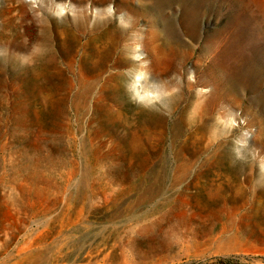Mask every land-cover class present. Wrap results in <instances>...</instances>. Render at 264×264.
Wrapping results in <instances>:
<instances>
[{"label": "rangeland", "instance_id": "obj_1", "mask_svg": "<svg viewBox=\"0 0 264 264\" xmlns=\"http://www.w3.org/2000/svg\"><path fill=\"white\" fill-rule=\"evenodd\" d=\"M228 257L264 264V0H0V264Z\"/></svg>", "mask_w": 264, "mask_h": 264}, {"label": "clouds", "instance_id": "obj_2", "mask_svg": "<svg viewBox=\"0 0 264 264\" xmlns=\"http://www.w3.org/2000/svg\"><path fill=\"white\" fill-rule=\"evenodd\" d=\"M121 17H123V16H121ZM120 17V18H121ZM144 53H143V51L141 50V56L144 58ZM145 63L147 64V63H149L146 59H145ZM132 100L134 101V102H137V103H140V101L134 96V95H132ZM240 114L237 112V113H234L233 114V116H232V120H233V122H234V126L235 127H238V125L239 124H241V123H244V120L243 119H241V120H239L238 122H237V116H239ZM246 135H247V133H246ZM236 144L237 145H243L244 144V141L243 140H236ZM235 152H236V155H237V157L238 158H242V154H241V151H240V148L239 147H237L236 149H235Z\"/></svg>", "mask_w": 264, "mask_h": 264}, {"label": "trees", "instance_id": "obj_3", "mask_svg": "<svg viewBox=\"0 0 264 264\" xmlns=\"http://www.w3.org/2000/svg\"><path fill=\"white\" fill-rule=\"evenodd\" d=\"M231 261H232V259L230 257H228V258L221 259V261L219 263H221V264H230Z\"/></svg>", "mask_w": 264, "mask_h": 264}, {"label": "bare ground", "instance_id": "obj_4", "mask_svg": "<svg viewBox=\"0 0 264 264\" xmlns=\"http://www.w3.org/2000/svg\"><path fill=\"white\" fill-rule=\"evenodd\" d=\"M76 61V60H75ZM66 68V67H65ZM145 72V71H144ZM141 80V79H140Z\"/></svg>", "mask_w": 264, "mask_h": 264}]
</instances>
